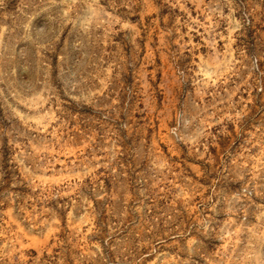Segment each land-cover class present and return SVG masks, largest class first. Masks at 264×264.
I'll use <instances>...</instances> for the list:
<instances>
[{
	"label": "rangeland",
	"instance_id": "rangeland-1",
	"mask_svg": "<svg viewBox=\"0 0 264 264\" xmlns=\"http://www.w3.org/2000/svg\"><path fill=\"white\" fill-rule=\"evenodd\" d=\"M0 264H264V0H0Z\"/></svg>",
	"mask_w": 264,
	"mask_h": 264
}]
</instances>
